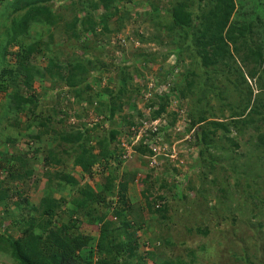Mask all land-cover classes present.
Returning a JSON list of instances; mask_svg holds the SVG:
<instances>
[{"label": "trees", "instance_id": "1", "mask_svg": "<svg viewBox=\"0 0 264 264\" xmlns=\"http://www.w3.org/2000/svg\"><path fill=\"white\" fill-rule=\"evenodd\" d=\"M61 1L0 0V94L3 96L0 100V147L6 144L7 150L0 158L3 171L0 177V211L12 214L9 222L3 224L0 221V264H142L144 255L157 264H187L179 256L174 261L157 258L156 249L162 250L172 244L171 236L167 234L168 226L165 225V230L150 229L148 233L149 226L143 224H147L150 214L164 219L163 224H175L176 216L183 214L184 238L197 234L205 239L215 232L220 219L229 216V207L223 204L222 197L226 189L218 185L213 204L209 203L210 198L205 197L196 204H193L195 197L189 202L192 207L199 205L196 210L204 215L198 224L188 207L185 211H178L176 216L165 215L169 206L165 195L152 196V184L147 180L156 176L154 179L160 180L159 188L168 189L173 187L172 182L153 176L151 169L139 178L145 184L140 192L141 201H128L127 182L133 173H129V167H122L127 156L118 139L122 137L130 143V138L139 128L161 116L165 112L168 95L165 92L154 94L143 103L146 111L137 109L135 102L130 100L132 94H124L126 90L122 84L128 77L123 74L122 67L117 71L120 84L115 89L103 86L100 91L90 94L87 79L98 81L93 77L94 72L105 66H97L100 59L93 57V60L85 54L92 53L100 45L98 41L110 42V35L129 20L132 0H64L68 2L66 5ZM137 3H143L138 11L139 17H143L141 20L145 17L151 21L161 20L160 9H164L166 29L180 31L182 41L177 53H188L194 63L193 68L197 66L184 73L183 84L181 79L178 82L172 79L181 97H186L193 87L195 101L205 98L202 85L206 80L202 76L209 70L222 74L238 93H244V104L239 110H233L227 120L214 119L209 109L204 112L199 108L197 112V106H190L185 118H188L189 126H195L194 140L201 147L197 150L198 157L203 158L205 149L213 145L208 134L217 130L230 133L232 128L239 134L238 129L243 126L240 134L245 136V142H251L250 139L263 142L261 85L256 84L254 94L248 85L244 91L239 86L245 83L246 78H264L262 39H254L252 34L254 26H262L264 35L261 0H172L166 8H160L151 0H137ZM247 3L252 6L250 14L260 11L263 19L256 14L239 19L243 11L241 13L237 8L242 9ZM56 8L58 11H54ZM255 20L261 26L254 23ZM58 41H62V46L57 45ZM11 46L15 49L8 50ZM61 54L65 58L60 59ZM90 70L93 71L90 73ZM168 71L171 72V68ZM186 76L188 79H184ZM36 82L41 87L40 92L33 89ZM209 85L212 86L211 83ZM57 86L59 90L55 95H49ZM213 89L219 100L226 98V95L222 96V89ZM170 93L174 95L173 91ZM72 103L92 104L91 111L96 119L91 123H65L69 117L67 111L76 117L84 114L85 105L75 111L71 109ZM19 111L25 114L21 125L16 117H11L12 112ZM168 117L171 124L175 111L168 113ZM103 122L108 124L106 128H101ZM158 131L159 128L149 129L140 135L131 145V156L156 159L158 155L145 140H152ZM20 136H24L23 142ZM226 139L232 146H238L235 135ZM37 163L44 177L41 186L32 167ZM73 167H78V171H74L77 176L70 172ZM246 167L241 170L231 168L229 173L236 179H256L259 172H251L249 166ZM98 172H101V179L93 182L91 179ZM81 178H84L83 182H80ZM15 181L21 185L32 183V190H40L41 194L31 203L19 190L20 187L14 186ZM245 185L248 205L244 208L247 212L244 219L248 220L264 213V183L255 185L252 193L249 192L252 184L246 181ZM181 197L184 199L185 195ZM9 198H14L10 203L12 208L7 205ZM13 208L19 213L13 214ZM206 208L207 211L204 210ZM234 210H239V207ZM208 211L212 213L211 220H206ZM12 228L17 232L15 235L9 231ZM136 229H142L141 234L149 235L140 239L141 234H137ZM205 243L202 241L198 245L204 252L210 247ZM140 245L147 247L142 254L138 253ZM191 250L187 254L193 257L190 264H195V253ZM207 259L199 261L206 264Z\"/></svg>", "mask_w": 264, "mask_h": 264}, {"label": "rangeland", "instance_id": "2", "mask_svg": "<svg viewBox=\"0 0 264 264\" xmlns=\"http://www.w3.org/2000/svg\"><path fill=\"white\" fill-rule=\"evenodd\" d=\"M66 1L62 0L61 3L66 5L68 4ZM151 1L160 8H166L170 5L172 0ZM130 5L132 8L129 20H125L122 26L119 27V30L110 35V42L98 41V44H100L98 46L100 47L97 46L98 48L96 47V49L91 51L92 53L85 54L88 58L93 59V57H96L100 59L96 64L97 66H105L94 72L93 77L97 78L98 81L95 82L92 78L88 77L90 78L87 79V84L90 86V94L100 91V87L103 86L115 89V87L120 84V80L117 79V71L119 70V67H122V70L124 71L123 74L128 77L122 84V87L126 90L124 94H132L130 95V100L135 102L134 104L137 109L146 111L147 108H144L143 103L154 94L157 95V93L162 94L165 92V94L168 95L166 98L167 102L165 103V112L151 122H146V124L136 132V137H140V135L146 133L149 129H160V131L156 133V136L152 137V140H145V143L149 146L156 147L158 157H156L153 163L147 162L148 159L146 158H137V155L131 156L132 144L129 143V140H127V142L125 141V138L122 137L118 139L122 145L121 147L123 149L125 147L124 155L125 157L127 156V161L122 162V167H129V173H133V176L129 178L127 182L126 198L132 203L141 201L142 197L140 192L145 184L140 182L139 178L143 177L145 173L151 169L153 176L158 175L159 178L164 177L166 180L168 179L172 182L173 187L168 189L159 188L160 180L158 181L157 179H154L156 176L147 180L150 185L152 184V196L157 194L165 195V200L169 205L168 209L165 211V215L168 217L171 215L176 216L178 211H185L188 207L189 210L193 211L196 223H200L203 221V219L200 218L204 215H201V213L196 210L199 205L192 207L189 202L195 197L196 201H194L193 204H196L199 200L201 201V197H205L207 199L210 198L209 203L213 204V200H216V197L214 196L215 189L218 188V185L226 189L222 194L223 204L226 208L229 207L227 210L229 216L222 220L220 219L215 232H213L214 234L210 233V235H208L209 237L206 236L207 238L205 239L197 234L184 238V221L181 220L184 218L183 214L181 217L176 216L175 224L172 222H166L163 224L164 219H161L158 216L156 218L155 214L148 215L147 224H143L145 227L149 226L147 232L149 233L150 229L151 231L159 229L165 230V225H167V234H169L172 239V244L165 246L162 250L156 249V257L174 261L176 257L179 256L181 260L190 264L193 257L191 254L188 255L187 251L192 249L195 253L194 257H196L195 264H203L204 262H200L199 260L204 259L205 257L208 258L206 264L209 262L210 264L212 262H215L216 264H264V213L260 216L250 217L248 220L244 219L247 217V212L244 208L248 205V198L245 196V191H248V189L245 188L246 181L252 184L251 190L249 191L251 193L254 192L255 185L264 183V155L262 156L264 153V140L260 143L259 141H255V139H250L251 142H245V136L240 134V130L243 126L239 127V134L235 133L232 128H230V133H224L221 130H217L214 134H208V136L212 138L213 145L205 149L203 158L198 157L197 150L201 147L194 140L195 126H189L187 122L188 118H185L190 106L195 105L197 106V112L199 108L203 109L204 112L209 109L213 112L214 119L227 120L233 110H239L244 104V93H238L237 89H234L230 83H227L226 79L222 77V74L209 70L207 71V74L202 76L206 80L205 85H202V91L205 98L195 101L194 97L196 94H194L193 87L192 91L189 92L186 97H181L171 81L172 79H174V82H178L179 79L182 80L184 73H186L187 70L192 69L194 63H192L193 61L188 53H177L178 45L182 41L179 33L180 31H178V29H166L165 23H167V16L163 14L164 9H160V13H162L161 20L151 21L148 17L141 20L143 17H139L138 11L143 6V3L140 4L137 3V0H132L130 1ZM261 5L264 6V0H261ZM55 7L56 5L54 8ZM251 9L252 6L248 3L242 9L237 8V11H241V13L243 11V15L240 14L238 18H246L249 15L253 16L256 14L260 19H263L260 11H254L250 14L252 12ZM55 10L58 11V8L54 9V11ZM254 23H257V20H255ZM257 25L261 26L259 23H257ZM136 33L141 34V36L136 35ZM253 33L254 39L257 37L262 39L261 44L264 47L262 26L259 28L258 26H254L252 28V34ZM121 38H124V40H120ZM119 43H121V46ZM57 45L62 46V41H58ZM95 45H97V43ZM11 49H15L14 46L8 48V50ZM6 57L12 59L10 55H6ZM59 58L62 59L65 57L61 54ZM262 66L264 67V65ZM196 67L197 66L194 68ZM170 68L171 72L168 71ZM91 71L93 70H90V73ZM195 76L197 77V74H195ZM186 78L188 79V76L184 79ZM183 83L184 81L182 80L181 84ZM210 83L212 86L216 85V87L210 86ZM257 83H259L262 88V91L259 92V98L264 102L263 77H257L254 79L246 78L245 83L243 82L239 86L240 88H243L244 91L248 85L254 94ZM179 87L180 86H177V88ZM61 88L65 89L63 86H61ZM172 88L174 89L170 90ZM213 88H215V90L222 89V96L226 95V98H221L222 100H219L215 94L216 91H214ZM33 89L38 92L41 91V87L37 82L33 83ZM223 89H225V92ZM57 90H59V86L55 87L48 94L54 96ZM170 91H173L174 95H172ZM2 97V94H0V100ZM70 98L71 97H69V101ZM47 99H49L48 96ZM94 99L95 96H93V100ZM227 103H229L228 107ZM61 104L62 102H60V105ZM81 105H85L86 107L84 109V114L76 117L71 114L70 111H67L69 112V117L65 119V123H91V121L96 119L93 111H91L92 104L86 103ZM81 105L72 103L71 106L73 107H71V109L79 111ZM171 111H175V118L172 120L171 124H169L168 113H171ZM11 117H16L19 125L25 121V114L23 111L17 113L12 112ZM208 117L210 118L212 116ZM107 126L108 124L103 122L101 128H106ZM20 132L23 133L22 127ZM230 135L236 136L238 143L237 147L232 146L226 139V137ZM19 139L23 142L22 139H24V136H20ZM135 140L136 138L133 137L132 143H136ZM257 144L258 146H256ZM6 151V144H3L0 147V158L5 156L4 154H6ZM94 151H96V149ZM163 154L169 156L172 155L173 158L166 157V155ZM246 166H249L248 169L251 172H259L261 175L258 173L255 177L256 179L248 178L245 181L244 178L243 180L236 179L231 173H229L231 168L233 170L235 168L241 170L247 169ZM32 167L36 176L39 177L40 185L44 181L41 172L42 168L39 163L34 164ZM57 167L58 166H56V168ZM67 167L70 168L69 165ZM74 171H78V167H73L70 171L73 175L77 176L78 174L74 173ZM2 174L3 171L0 169V177ZM101 176V172H98L94 176V179L91 180L93 182L99 181ZM83 181L84 178H81L80 182ZM92 181H90L91 185L93 184ZM14 186L18 188L20 187L19 190L25 194L26 198L31 203H34L41 194L40 190H32V183L21 185L19 182H16ZM182 195H185L184 199L181 197ZM64 196L67 197L66 195ZM13 200L14 198H9L7 205ZM215 204L217 203L215 202ZM236 207H239V210H234ZM10 208H12V204H10ZM204 210L207 211V208ZM20 212L24 211L20 210ZM12 213H19V210L17 211L13 208ZM219 213L221 214L222 211ZM10 215L12 214L7 215L0 211V221L3 222V224L9 222L11 220ZM211 218L212 213L208 211L206 220H211ZM136 230L137 234L143 232L142 229ZM9 231L13 235L17 233L16 231H13V228L11 230L9 229ZM147 235L149 234H141L140 239ZM202 241L207 242L205 244L206 246H210L209 250L204 252L198 248V245ZM146 248V246L140 245L138 247V253L142 254ZM214 253H216L215 257H213ZM243 260H245L244 263H242ZM155 263L156 262L149 260L147 256H143L142 264Z\"/></svg>", "mask_w": 264, "mask_h": 264}, {"label": "clouds", "instance_id": "3", "mask_svg": "<svg viewBox=\"0 0 264 264\" xmlns=\"http://www.w3.org/2000/svg\"><path fill=\"white\" fill-rule=\"evenodd\" d=\"M133 136L135 137V136H137V133L136 134H133ZM136 138V140H135V142L137 141V139L139 138V137H135ZM133 139V137H131L130 138V142H131V140ZM130 144H133L132 142L130 143ZM149 146V145H148ZM150 148L152 147V146H149ZM156 155H158V153H156ZM163 155H166V157H169V158H173L172 156H169V155H167V154H163ZM145 158L147 159L148 157L147 156H145ZM25 195V194H24Z\"/></svg>", "mask_w": 264, "mask_h": 264}, {"label": "built area", "instance_id": "4", "mask_svg": "<svg viewBox=\"0 0 264 264\" xmlns=\"http://www.w3.org/2000/svg\"><path fill=\"white\" fill-rule=\"evenodd\" d=\"M136 137V136H135ZM131 142H132V140H131ZM130 142V143H131ZM151 149L153 150V152L156 154L157 153V151H156V147H154V146H152L151 147ZM170 156H172V155H170ZM149 158V157H148ZM150 160H149V163L151 162V163H153V161L155 160V158L154 157H151V158H149ZM152 160V161H151Z\"/></svg>", "mask_w": 264, "mask_h": 264}]
</instances>
